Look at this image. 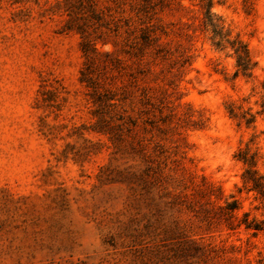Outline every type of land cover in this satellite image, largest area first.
<instances>
[{
  "label": "rangeland",
  "instance_id": "1",
  "mask_svg": "<svg viewBox=\"0 0 264 264\" xmlns=\"http://www.w3.org/2000/svg\"><path fill=\"white\" fill-rule=\"evenodd\" d=\"M201 4L0 0V264H264V0Z\"/></svg>",
  "mask_w": 264,
  "mask_h": 264
},
{
  "label": "trees",
  "instance_id": "2",
  "mask_svg": "<svg viewBox=\"0 0 264 264\" xmlns=\"http://www.w3.org/2000/svg\"><path fill=\"white\" fill-rule=\"evenodd\" d=\"M202 7L205 9V15H206V24L210 25L212 27V31L214 33V36H220L221 39H219L216 42V45H220L222 41V37L225 35H222L220 32L219 25L214 22L213 14L211 13V6H212V0H202ZM227 41V39H226ZM232 50L235 57V72L234 75L237 76L239 74L241 75H251V71L255 66V62L252 61L248 47L245 42L238 38H234L231 41H227ZM81 50L83 51V54L85 55L87 61H90L91 54L95 53L97 51L95 45L90 42V40L84 38L81 42ZM107 55V54H106ZM93 72V69L89 70V66L85 64V68L81 70V81H87L89 86L92 88V92L90 93L94 100L99 103V105H102L103 102L108 101L112 99L113 95H109V90L105 89L104 91H100V85L97 80H94V78H91L87 76L88 73ZM112 104V103H110ZM100 129H98L99 132L104 133H110L112 132V125H109V122H106V120H101ZM244 162L249 163L250 168H247L245 171V181L251 183V189H254L255 191L259 192L260 194L264 195V182L261 176L257 174L256 169H254L255 163L253 159L250 160L247 159L246 153L243 152V155L239 157ZM238 208V202L236 199H233L231 201H227L225 203V206L222 207L224 210V214L226 215V219L228 220V226L230 228H234L235 226H239L240 224H243L245 228H252L255 230L261 229L259 223L255 222L254 220H248L247 213H244V218L240 219L236 224L230 220L233 217V212Z\"/></svg>",
  "mask_w": 264,
  "mask_h": 264
}]
</instances>
